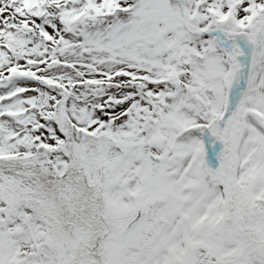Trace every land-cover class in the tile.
Returning a JSON list of instances; mask_svg holds the SVG:
<instances>
[{"label":"snow or ice","instance_id":"6c2138e0","mask_svg":"<svg viewBox=\"0 0 264 264\" xmlns=\"http://www.w3.org/2000/svg\"><path fill=\"white\" fill-rule=\"evenodd\" d=\"M0 264H264V0H0Z\"/></svg>","mask_w":264,"mask_h":264}]
</instances>
